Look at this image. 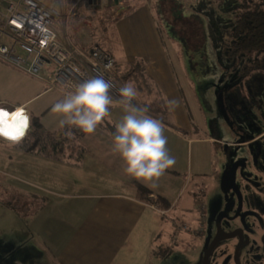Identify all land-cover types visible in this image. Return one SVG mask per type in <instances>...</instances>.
I'll return each instance as SVG.
<instances>
[{
	"label": "rangeland",
	"instance_id": "rangeland-1",
	"mask_svg": "<svg viewBox=\"0 0 264 264\" xmlns=\"http://www.w3.org/2000/svg\"><path fill=\"white\" fill-rule=\"evenodd\" d=\"M202 1L222 18L233 17V7L242 2L133 0V11L138 13L132 18L125 17L129 6L127 1L122 0L123 9L117 8L118 4L111 6L124 16L119 18L120 20L117 19L118 21L114 20L117 21L115 24L114 21L102 17L103 11L107 9L105 7L96 18L97 22L90 21L94 27V31L91 29L92 33L99 37L105 35L103 38L107 39L102 47L107 42L116 46L112 52L118 59L125 54L124 50H121L124 45L127 50V46L135 44L139 49L143 48L142 43L153 44L150 30L155 35L156 27L164 42L167 59L181 92V98L179 94L170 98V101H175L178 106L171 105L167 114L147 111V115L162 120L165 126L164 135L167 137L166 147L169 154L175 158V164L159 178L155 188L141 180V184L151 189L155 195L167 199L172 208L161 217L156 211V208L159 209L157 198L149 196L150 204L154 205L152 217L158 220V225L148 243L144 236L141 239L118 240L119 258L125 264H199L204 248L215 231L216 218L223 198L220 146L229 136L226 134L227 123L219 99L223 83L220 82L221 70L217 63L219 54L215 49L218 44L213 46V38L206 27V17L194 10ZM7 6L6 0H0V8ZM58 6L57 18L70 14L74 16V21H85L84 17L98 9L94 0H58ZM110 11L107 10V13ZM223 49L221 46L222 52ZM130 52L139 53L135 49H130ZM6 67L22 71L10 65ZM120 70L121 67L117 66L114 72ZM10 75L7 72L0 73V93H9L15 99L22 98V92L30 95L36 88L45 90L47 87L42 81H39V84L35 82L37 78L27 73V76L19 80H13ZM47 75V72L42 71L38 78L43 79ZM115 83L119 87L124 85L117 74ZM242 90L245 94V88ZM70 93L64 94L54 89L45 91L33 101V112L44 130L61 131V117L51 109ZM144 96L138 94L132 103L143 105L148 99ZM3 108L11 110L13 107L3 105ZM116 124L115 120L113 123L105 119L94 133L81 137V140L83 137L87 138L92 144L87 145L89 151L85 155L87 162L84 164H73L71 161L55 162L38 157L14 159L11 170L15 171L17 176H21V170L31 171V174L27 179L28 183L19 178L11 180L0 176V264H63L62 260H65V264H86L85 261L82 263L83 257L92 256L100 241L87 237L88 234L72 241L67 220L83 218L94 203L99 201L83 197L93 192L92 186H96V181L90 180L94 176V170H91L89 165L91 153L95 152L98 140L113 139L105 127L110 125L115 128ZM81 143L84 145L83 141ZM0 150L13 151L4 145ZM45 175L46 179L40 178ZM100 194L107 193L102 190ZM202 205L204 216L200 211ZM174 221L188 224L191 229L201 233L193 236L186 231H176ZM143 233L147 234L148 231ZM174 241L178 242L174 244ZM160 243L167 247V254L172 252L165 259L159 258L163 253L159 250ZM146 245L148 247L144 251ZM179 245H185V248L180 249ZM132 246L135 249H131Z\"/></svg>",
	"mask_w": 264,
	"mask_h": 264
},
{
	"label": "crops",
	"instance_id": "crops-1",
	"mask_svg": "<svg viewBox=\"0 0 264 264\" xmlns=\"http://www.w3.org/2000/svg\"><path fill=\"white\" fill-rule=\"evenodd\" d=\"M125 1H127V6H129V9L127 10L128 12L125 17L132 16V18H135L138 11L137 12H134L135 10L133 11L134 4L133 2H131L133 0H129V1L125 0ZM94 3L98 7L97 10L93 11V13L94 14L96 13V15L101 13L104 7H108V6H103L100 0H94ZM113 3L118 4L116 6L117 8L123 9L122 0H115ZM113 5H110V7ZM57 19L58 20H56V25H55L56 30L63 40L66 38L67 45L69 44L74 45L79 51L83 53H88V51L92 48V46L98 45L113 57V59L115 60V67L113 70L115 81H116V74L119 75L123 71L127 70L128 66L131 63H134L136 61H143L146 66V71L150 79L153 81V83H155L159 87L167 107L166 112L157 111L154 113L164 114V115L167 114L169 109H171V105H169L168 103L170 101V98H175L176 96H178V94L181 98V92L178 86V82L174 78L171 65L166 56V48L164 42L156 27H155V35H153L152 31L150 30L153 44L142 43V47H143L142 49H139L138 45L135 44L130 47L127 46L128 47L127 50L125 49L126 45H124V47H122L123 49L121 50H124L125 54L124 56H121V59L120 58L118 59L113 55L112 52L116 46L112 45V43L110 44L109 42H107L105 45H103L104 47H102L104 41L107 40L106 37H105L106 40L103 38L105 35L99 37L96 36L94 32L92 33V30L94 31V27L91 24L90 20L87 19L86 17H84L85 21H81V20L74 21V16L68 14V15H63L61 16V18H57ZM117 21H114V24ZM99 40L103 42H99ZM130 49L133 50L135 49L139 53L136 54L132 53L130 52ZM4 65L0 64V73L7 72L8 74H11L10 77L13 80L14 79L19 80L21 77L27 76L25 75L26 72L24 73L21 70H20L21 72H18L14 69H10V67H6L8 64L6 66ZM117 66H120L121 70L115 73L114 71L115 69H117ZM36 78L37 79L35 82L38 83L39 81H42L45 83V78L43 79L38 77ZM36 89L33 90V92H31L30 95L29 94L26 95L25 92H22L21 93L22 98L19 99L12 98L9 95V93L6 94L0 93V106L3 107V105H5L8 107H13L12 109H14L18 106L24 105L31 118V122L34 120H38L35 116V113L33 112L34 111L32 108L33 101L38 97V95L44 93L45 91H50V90H48L47 87L45 90L44 89L41 90L40 87ZM144 98H149V96L146 95L144 96ZM150 98L153 100V96H150ZM110 106L112 107V109L110 110V115L106 116L105 119H109L111 122L113 121V123L115 120L117 123H119L122 117L126 114L124 112L123 106L120 104L117 105L115 103H113ZM133 106L142 107V104L139 106L133 103ZM62 131L64 130L61 128V131H58L57 134L61 133ZM83 135L86 136L88 134H82V136ZM81 141L84 142L83 146L86 145L84 147L85 148L84 154L80 160V164H84L87 162L85 159V155H87V152L89 151L87 145L91 146L92 144L88 142L87 138L84 137L82 138ZM5 144H6L5 142L0 141V147L4 145L6 147H10V149L12 148L13 151L5 152L0 150V176L9 178L11 180L22 179L27 182V179L30 178L31 171L21 170L20 171L21 176H17L16 172L11 170L12 162L14 161V159L17 158L23 159V158H34V157L42 158V157L33 154L21 153V151H18L16 149L15 145H5ZM112 146H113V139L111 141L103 140V139L98 140L96 145L97 148L95 152L92 151L91 153V161L89 165L91 170H94V176L90 178V180L96 181L95 182L96 186L95 185L92 186L94 188L93 192H89L90 194L83 195V197L95 198V199H99V201L97 203H94L93 207L89 209V212L86 213L83 218L73 219L72 221L67 220L68 224L70 225V229L68 232L70 239H72V241L79 239L81 236L85 234H88L87 237L91 239L100 241V244L96 246L97 250L94 252L92 256L86 255L83 257L82 263L83 261H85L86 264H125L119 258L120 246L117 243L118 240H120L121 238L141 239L144 236V238H146V241L148 243L158 225V220L152 217V213H153L152 206L154 205L150 204V202L140 200L136 196L135 183L141 184L142 181L130 177L124 173L122 161L119 158L118 154L113 153ZM107 150H110L111 152L110 153L105 152ZM60 162H65V161H60ZM40 178L46 179V175ZM145 187L148 188L147 186ZM102 190L105 191V193L107 194H100V191ZM149 190L152 193L151 196L156 198L160 197L158 195H155L151 189ZM166 201L168 200L166 199ZM171 208L172 205L168 210H170ZM168 210H162L160 208L159 209L156 208V211L160 214L161 217H164L168 212ZM175 224L184 225V227H189L188 224L174 221L173 225ZM145 230L148 231L147 234L143 233V231ZM178 231H181V228H179ZM182 231L187 232V230H182ZM188 234L191 235V233ZM101 244L103 245V247H101ZM147 247L148 245L145 246L144 251H146ZM131 249H135V247L132 246ZM59 255L60 253L58 254V259H60ZM62 261L63 264H65V260Z\"/></svg>",
	"mask_w": 264,
	"mask_h": 264
},
{
	"label": "flooded vegetation",
	"instance_id": "flooded-vegetation-1",
	"mask_svg": "<svg viewBox=\"0 0 264 264\" xmlns=\"http://www.w3.org/2000/svg\"><path fill=\"white\" fill-rule=\"evenodd\" d=\"M219 77L223 83L219 99L229 136L220 146L223 198L215 231L199 264H264V91H259L254 83L253 91L247 87L249 92L245 90V94H250L254 104L245 105L244 97H240L243 90L228 91L229 86H234L233 80H226L229 76L224 74ZM237 82L236 87L241 84ZM200 211L204 216L203 205ZM174 227L193 236L201 233L184 225ZM159 247L163 252L160 259L172 254L166 253L163 243Z\"/></svg>",
	"mask_w": 264,
	"mask_h": 264
},
{
	"label": "trees",
	"instance_id": "trees-1",
	"mask_svg": "<svg viewBox=\"0 0 264 264\" xmlns=\"http://www.w3.org/2000/svg\"><path fill=\"white\" fill-rule=\"evenodd\" d=\"M105 8L107 9L103 11L102 17H106L108 21L112 22L123 17L116 8H114L115 10L110 6ZM107 10L111 11L107 13ZM194 10L206 17V27L213 38V46L218 44L215 49L218 50L217 54H219L217 63L221 74L228 75L229 77L226 80L231 79L234 83L233 87H228V91H241L245 88L249 92L247 87H250V91H253V83L257 85L259 91H264V0H242L233 7L234 16L230 18L220 17L214 10L208 8L204 1L197 4ZM100 14L96 15L92 12L86 18L97 22L96 18ZM221 46L224 47L223 52ZM118 76L123 84L133 81L139 94L149 96L143 102L142 107L147 108L149 111L166 112L167 107L161 91L150 79L143 61L131 63L128 69ZM237 80L241 81L238 87H236ZM150 96H153V100ZM240 97H244L245 105L254 104L249 93L243 94L241 92ZM30 126L31 129L26 137L15 145L17 150L55 162H80L85 151L81 143L82 135H67L65 131L67 126L59 134H57L58 132L46 131L38 120L32 121ZM105 128L109 130L110 135L113 137L115 128L112 126H106ZM135 191L140 200L149 202V196L152 193L148 188L140 183H135ZM157 204L162 210H168L171 207V204L162 197H157Z\"/></svg>",
	"mask_w": 264,
	"mask_h": 264
},
{
	"label": "clouds",
	"instance_id": "clouds-1",
	"mask_svg": "<svg viewBox=\"0 0 264 264\" xmlns=\"http://www.w3.org/2000/svg\"><path fill=\"white\" fill-rule=\"evenodd\" d=\"M113 85L97 74L77 84L69 95L52 106L59 114L60 128L75 127L84 134H92L102 120L110 115V105L119 103L126 113L116 124L112 151L119 155L126 175L157 187V181L175 164L167 149L162 120L147 115V108L133 106L138 95L133 81L118 89L121 99L113 101ZM169 105L178 106L175 101ZM31 118L24 105L13 110L0 107V141L8 145L19 144L28 134ZM67 135L71 136L69 130Z\"/></svg>",
	"mask_w": 264,
	"mask_h": 264
},
{
	"label": "built area",
	"instance_id": "built-area-1",
	"mask_svg": "<svg viewBox=\"0 0 264 264\" xmlns=\"http://www.w3.org/2000/svg\"><path fill=\"white\" fill-rule=\"evenodd\" d=\"M6 1L8 6L0 8L1 62L34 77L46 71L48 90L58 89L64 94L99 74L112 83L113 101L121 99L113 75V57L98 45L83 53L74 45H67L66 38L63 40L58 34L55 26L59 17L58 0ZM100 1L103 6H110L115 0ZM69 130L76 136L84 134L67 126L66 132Z\"/></svg>",
	"mask_w": 264,
	"mask_h": 264
},
{
	"label": "water",
	"instance_id": "water-1",
	"mask_svg": "<svg viewBox=\"0 0 264 264\" xmlns=\"http://www.w3.org/2000/svg\"><path fill=\"white\" fill-rule=\"evenodd\" d=\"M220 105H221V108H223V104H222V101H221V99H220ZM206 256V255H205Z\"/></svg>",
	"mask_w": 264,
	"mask_h": 264
}]
</instances>
